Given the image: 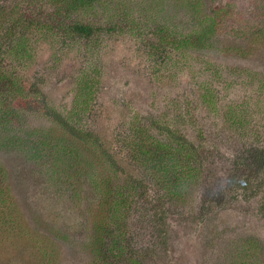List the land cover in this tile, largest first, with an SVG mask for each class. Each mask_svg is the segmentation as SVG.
<instances>
[{"label": "rangeland", "instance_id": "374dc122", "mask_svg": "<svg viewBox=\"0 0 264 264\" xmlns=\"http://www.w3.org/2000/svg\"><path fill=\"white\" fill-rule=\"evenodd\" d=\"M25 1L0 0L8 7L4 17ZM206 15L214 22L199 29ZM75 17L120 27L103 32L99 95L86 126L113 148L130 117L146 126L151 119L165 122L199 148L197 177L180 198L161 201L157 182L127 147L115 150L116 176L100 169L91 145L82 143L73 146L82 160L76 173L51 165L50 157L32 152L33 139L50 126L41 115L45 107L22 105L0 124L11 137L5 141L0 130V264H102L95 232L101 225L110 233L114 225L107 224L106 189L124 187L128 177L139 187L126 203L121 247L130 243L146 256L144 264H264V192L248 196L241 185L263 177L254 165L264 147V0H106ZM155 26L169 28L183 45L170 41L168 60H149L142 46L141 35L158 43L154 31L147 32ZM62 40L35 34L21 60L1 52L0 69L14 72L27 89L37 83L46 105L68 109L81 47ZM4 43L11 49L9 40ZM57 137L55 131L54 144ZM47 163L58 171L50 172ZM124 257L111 263L128 264Z\"/></svg>", "mask_w": 264, "mask_h": 264}, {"label": "trees", "instance_id": "16d2710c", "mask_svg": "<svg viewBox=\"0 0 264 264\" xmlns=\"http://www.w3.org/2000/svg\"><path fill=\"white\" fill-rule=\"evenodd\" d=\"M106 0H29L25 1L23 7H18L17 10L12 9L6 17L5 11L8 7H0V48L5 46L4 50H0L5 54H12L21 60L22 53L26 49H30V41L34 35H41L46 41L61 37L65 38L61 44H68L70 47L79 45L81 48L75 50L76 58L81 61L78 67L75 68L76 74L72 81V90L75 92L72 105L68 109H61L59 106L52 104L46 105V96L40 89L37 83L30 85L27 88L23 85V81L15 76L14 72L7 73L8 70L0 69V124L6 116H14L22 105L45 107L43 115L50 124L44 135L47 138L41 140L40 138L33 140L32 152H36L35 156L42 159H51L50 164H58V166H67L76 173V165H80L81 161L78 159L77 149L73 148L75 144L82 143L84 145H91L93 152L92 159L96 158L99 162L100 169H106L112 172L115 176L120 171V165L116 164L115 150L121 147H127L132 159L135 160L150 177L157 182L162 192L161 201L180 198L186 187L191 184L192 180L196 179L197 173L195 170L196 160L199 156V148L178 130H173L167 123H155L153 119L150 120V125L146 126L144 123H135L134 116L127 120V129L124 137H120V143L116 141L115 147L111 148L109 144L102 141L99 135L94 134L92 129L86 126L88 111L93 107L94 101L98 96L96 75L98 73V56L100 52V45L104 44L103 32L112 33L118 26H111V23L106 26H97L92 21L86 22L75 17L81 11L88 12L95 7L104 4ZM29 3V4H28ZM36 4V5H35ZM217 9V8H216ZM217 16H221V9H217ZM46 10L49 11L47 15ZM124 20L128 19V12L125 13L121 9ZM48 17H51L48 19ZM4 19V20H1ZM213 19L209 16L201 18L199 21L200 28L203 25L209 26L213 23ZM168 29L164 26H155V28L147 30L148 33L154 31L158 38V43H149L148 38L141 35L140 39L143 48H145L146 56L150 60L152 57L156 61L168 60V51L165 49L166 45L171 43L180 47L183 45L168 35ZM196 34H204L201 31L194 32ZM6 40H9L10 48H6ZM50 44V43H49ZM22 51L19 58L15 54L16 51ZM56 55V54H55ZM56 57V56H55ZM12 77V79H10ZM25 94H27L25 96ZM210 97L211 91H207ZM99 95V94H98ZM11 99L10 104H5ZM4 107V108H3ZM35 113V112H34ZM131 126L136 129L131 132L128 130ZM4 129V130H3ZM1 132L5 133V141L9 142L10 138L5 131L4 126L0 128ZM153 130L157 132L152 133ZM58 133L55 144L53 143L52 134ZM164 134V136L161 135ZM65 141L67 143H65ZM69 141V142H68ZM17 140L14 142V144ZM120 146V147H117ZM257 161L254 165L257 172L263 173L260 182L257 184H250V182H243L246 188L242 190L248 196L264 192V147L257 152ZM48 168L50 171L51 165ZM201 164V162H199ZM58 171L52 169L50 172ZM124 187H115L113 185L107 186L106 194L111 200V209L109 210L110 221L107 223L108 227L112 226L110 233H107L101 225L96 229V250L99 251L102 264L111 263L113 258L121 259L124 256V262L128 264H144L143 259L146 256L141 255L135 248L130 247L127 243V248L121 247V242L124 238V227L122 225V217L126 212L127 200L130 197L132 190L134 191L139 186H134L131 177L125 180ZM108 184V183H107ZM106 184V185H107ZM113 222V224L111 223ZM160 231H162L159 228ZM109 237V239H106ZM261 246V244H260ZM103 255V257L101 256Z\"/></svg>", "mask_w": 264, "mask_h": 264}]
</instances>
